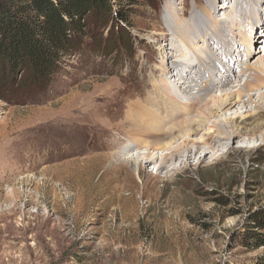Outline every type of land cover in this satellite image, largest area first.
Here are the masks:
<instances>
[{
	"label": "rangeland",
	"instance_id": "obj_1",
	"mask_svg": "<svg viewBox=\"0 0 264 264\" xmlns=\"http://www.w3.org/2000/svg\"><path fill=\"white\" fill-rule=\"evenodd\" d=\"M208 1L221 19L237 0H95L51 84L0 65V264H264L262 142L237 138L164 171L160 161L131 160L147 147L163 151L189 126L187 104L150 134L127 116L133 103L141 113L160 105L147 103L156 66L174 60L166 14L192 22ZM260 3L257 13L242 6L244 25L264 22ZM262 30L253 59L264 56ZM250 127L264 131V112Z\"/></svg>",
	"mask_w": 264,
	"mask_h": 264
},
{
	"label": "bare ground",
	"instance_id": "obj_2",
	"mask_svg": "<svg viewBox=\"0 0 264 264\" xmlns=\"http://www.w3.org/2000/svg\"><path fill=\"white\" fill-rule=\"evenodd\" d=\"M245 1L237 0L231 6H223L225 11L221 19L214 17L210 1L207 2L209 7L203 8V11H206L205 17L196 13L192 22L166 14L167 33L170 35L168 49L174 60L170 62L162 60L160 65L156 66L159 79L153 81L154 90L149 98L147 97V104L160 105L157 110L148 108L147 113H141L140 110L144 109V106L140 102L133 103L129 106L128 112L131 114L127 119L138 127V130L133 129L135 132L144 134L148 131L150 134L165 129L174 117L179 116L173 106L181 108L184 107L183 104H187L182 111L189 116L187 120L189 126L182 122L187 126L185 129L182 124L176 123L179 128L181 126L185 130L180 129L179 134L182 136L179 140L178 136L171 138L172 143H168L163 150L167 152L166 155L162 153V149L147 147L146 152L141 153L140 150L143 149L140 148V152L131 157L137 165L144 161L146 163L160 161L159 170L164 171L168 163L175 162V159L183 157V162L195 160L199 151H203L205 155L203 158L206 159L222 145L231 146L241 137H244L245 141L257 140L264 145V131L249 129L264 112V56L254 60L251 53L252 47L258 42V31L263 32L264 22L250 21V24L244 25L246 16L249 19L251 16L242 6L248 5L257 13L261 4L260 0ZM240 10L243 16L241 19L237 16ZM258 24L262 29H259ZM232 39L238 42L236 43L238 48L235 49L237 55L235 53L232 55L229 51L231 48L229 41ZM262 44L263 48H259L260 53L264 49V43ZM224 47L227 49L222 53ZM222 54L226 59H221ZM241 57L243 59L239 61ZM175 73L177 77L169 82V75ZM203 74L208 77L203 78ZM216 76H220L221 79ZM205 124H211V128L200 137L199 133L207 129ZM172 129L175 131L176 126L171 128V131ZM192 136H199V139ZM134 146L136 145L132 143L127 144L125 152ZM7 200H11V196Z\"/></svg>",
	"mask_w": 264,
	"mask_h": 264
},
{
	"label": "trees",
	"instance_id": "obj_3",
	"mask_svg": "<svg viewBox=\"0 0 264 264\" xmlns=\"http://www.w3.org/2000/svg\"><path fill=\"white\" fill-rule=\"evenodd\" d=\"M93 6L95 0H0V65L29 68L51 84L69 35L82 31L80 18ZM258 221L264 229V217Z\"/></svg>",
	"mask_w": 264,
	"mask_h": 264
}]
</instances>
